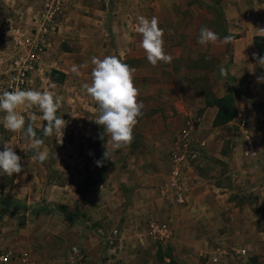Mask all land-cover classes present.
Instances as JSON below:
<instances>
[{
	"label": "rangeland",
	"instance_id": "374dc122",
	"mask_svg": "<svg viewBox=\"0 0 264 264\" xmlns=\"http://www.w3.org/2000/svg\"><path fill=\"white\" fill-rule=\"evenodd\" d=\"M41 1L0 0V81L18 51L15 38L30 31L32 17ZM211 3L212 0H73L61 34L51 39L41 57L40 70L32 75L30 89L52 91L62 97L57 115L67 122L63 136L54 133L44 138L41 151H46L48 158L43 163L31 160L35 153L23 132L4 128V113L0 112V151L4 150V143L12 146L21 158L23 169L12 176L0 175V252L30 250L41 264H112L109 261L112 257H125L121 261L126 264L138 255L148 264L168 263L165 261L168 258L161 256L172 255L174 246L154 242L146 228L150 222L175 226L173 213L189 205V199L186 205H177L163 191L177 131L187 123L196 126V135L207 142L205 155L190 163V168L200 175V178H191L194 189L228 194L229 198L215 200V205L224 209L229 201L236 208L248 204L264 231V150L258 148L257 159L243 155L238 123V114L243 112L248 117L249 135L252 136L253 124L264 126V84L253 93L252 76L228 74L229 44H221L220 40L207 46L197 43L201 27H208L219 36L227 26L221 11ZM139 16L158 18L164 32L163 41L166 34H176L174 44L170 45L168 39L164 41V47L169 45L164 51L172 56L171 63L152 66L144 52V57L138 59L127 53L125 32L130 20L138 24ZM184 46L188 49L185 53L181 52ZM107 55H116L135 69L134 85L146 98L138 101L147 104L151 111L142 124L139 116L137 125L148 124L151 117L150 125L154 129L158 123L153 114L158 110L175 111L174 102L179 98L187 99L194 107L191 118L190 115L181 119L174 115L163 118L165 125L170 123L162 132L167 144L156 148L147 145L144 142L147 135L145 132L141 135L139 128L133 130V136L136 132L140 138V144L137 142L135 146L114 150L107 134L104 140L99 138L104 129L95 123L98 106L82 86L91 83V58L102 59ZM84 64L88 67L80 68L79 75L71 72L73 65ZM221 67L227 70L226 76L220 74ZM56 68L65 73L60 83L49 77ZM136 70H141L139 76ZM209 74L213 77L209 78ZM163 82L169 86L160 85ZM224 96L234 102L236 114L229 122L232 123L220 128L206 125L200 111L203 101ZM247 100L251 104L247 105ZM17 111L25 117V128L32 114L42 115L36 107H21ZM46 123L40 119L33 123L38 137H42ZM152 136L159 137V134ZM106 148L110 159L103 160V166L98 167L95 161L103 158ZM157 148L159 153L154 152ZM208 151L212 156L207 155ZM215 153L232 159L224 162L223 157L213 156ZM150 168L158 169L152 182L154 194L141 191L149 185L145 177ZM3 201H17L19 208ZM45 205L61 207L67 214L55 210L37 214L31 211ZM113 229L118 231V239L109 247L104 238ZM73 248L77 249L76 255ZM246 255L247 252L242 258ZM248 258L253 259L252 264H264V257Z\"/></svg>",
	"mask_w": 264,
	"mask_h": 264
},
{
	"label": "crops",
	"instance_id": "0c3cea01",
	"mask_svg": "<svg viewBox=\"0 0 264 264\" xmlns=\"http://www.w3.org/2000/svg\"><path fill=\"white\" fill-rule=\"evenodd\" d=\"M211 4V6L216 7L221 11V14L223 15L224 21L227 25L223 30V33L219 35L221 44H223L222 41L225 36L231 35L234 37L233 41L228 43L231 49V63L229 64L228 74L235 77L246 75L252 76V84L250 89L253 93H256L257 90L260 89V85L264 84L257 82V76L264 75V68L260 67L258 62L253 59V53L261 56L255 48L254 39L255 37H264V33L259 31L264 29V0H212ZM136 27L137 25L133 24L132 20H130L129 26H127L125 32V36L127 38V44L125 48L127 53H130V56L133 59L144 57V50H141L142 48L140 47L142 37L136 31ZM61 31L62 28L55 36H59ZM175 37V33L166 34L164 41L168 39L170 45L174 44L173 42ZM168 46L169 45L165 46L164 48ZM181 49V52L184 53L188 50L186 46ZM181 52L179 55H183ZM253 67L255 75L252 74ZM53 70L63 73L61 68H56ZM139 71L141 70H136L138 73L137 76L140 75ZM63 74L65 75V73ZM181 76L183 77L184 74L182 73ZM189 76H191L190 72ZM209 76V78H211L213 77V74H209ZM49 77L51 79V72ZM64 78L59 82L52 79L51 80L55 83H60L64 80ZM185 84L186 81L184 80L183 86ZM160 85L169 86V84L166 82L160 83ZM144 96V94H140L139 90L138 99L144 101V99H146ZM198 99L200 100V98ZM212 102L213 99H211V101H203V105H201L200 109L202 115L201 117L205 118L206 125L209 124L211 127H213L212 122L217 114V107L214 106ZM246 104L249 105L251 102L247 100ZM146 105L147 104L144 105L142 114L140 115L141 124L143 123L144 118H147L149 115H151V111L149 110V107H146ZM174 105L176 107L175 111L169 110V113H162L158 110L157 113L153 114L152 117L156 119L158 123L154 129L151 128L150 125L151 117L148 118L149 125L144 124V126H140V124H136L134 129L139 128L141 130V135H145L144 132L146 133L147 136H144V142L149 143L147 145L151 144V147L156 148L157 146L167 144L165 141L167 139L163 137L165 135L162 134L164 133L163 130L166 131L168 128L167 126H169L170 123L168 122L167 125H165L163 118L168 119L169 116L173 115L180 119L187 118L189 115V118L192 117L191 114L194 110V107L191 106V103L187 99L179 98L176 102H174ZM146 108L148 111H146ZM252 124L249 125L252 126ZM182 127L183 125L180 128ZM194 128L196 129V126H194ZM250 133L258 144L259 150H264V126H260V123H255L250 129ZM134 134L136 135L133 136V141L130 145L135 146L137 142L140 144V138L138 135L139 133L135 132ZM156 134H159V137L152 136ZM173 148H175V146H173ZM159 151L160 149L158 148L154 150L155 153H159ZM208 154L212 156V153L209 151L207 155ZM154 156L155 154L151 156L152 159L155 158ZM213 156L218 159L223 157L222 160L224 162L232 159V156H220L219 153H215ZM152 164L158 165L155 162H152ZM157 171L158 169L154 168L152 170L151 168L148 170V174L145 178H147L146 180L149 185L146 189L141 190L143 193L154 194L155 190L153 189L152 182L153 178H155V174H158ZM184 173V186L187 190L186 193L189 199V205L185 210L177 209L172 216L175 225L173 226L174 238L172 240V245L174 246V250L172 257L176 263L252 264L253 259H249L248 257L256 256L259 257L258 259H261L260 257H264V253H262L264 251V231L259 227L256 216L255 219L253 218L252 208L248 204H242V206L236 208L232 206L231 201H229V204H227L225 209L216 206L215 200L229 198L230 196L223 193H219L220 195H218L213 189L198 188V190H196L194 189L195 184L191 182V178H200V175L195 169L193 170V167L190 168L188 166L185 167ZM222 217L225 219L223 220ZM242 250H244L245 253L247 252V255L244 258H242L244 256L241 254ZM123 258L125 257H112V260L109 261L112 264H114V262H117V264H123V261H121ZM165 261H168V259H165ZM126 264L148 263L144 261V257L138 255L137 257H133L131 261L127 260Z\"/></svg>",
	"mask_w": 264,
	"mask_h": 264
},
{
	"label": "clouds",
	"instance_id": "9594fccd",
	"mask_svg": "<svg viewBox=\"0 0 264 264\" xmlns=\"http://www.w3.org/2000/svg\"><path fill=\"white\" fill-rule=\"evenodd\" d=\"M137 20L136 31L142 37L140 47L144 50L147 61L152 66H157L160 62L171 63L172 56L164 51V32L159 27L158 18L154 16L148 19L139 16ZM259 31L264 33V29ZM233 39V36L227 35L223 38L222 43H231ZM219 40L220 37L214 31L208 27H201L198 44L207 46L209 43L215 44ZM253 59L258 62L260 67L264 68V56L253 53ZM91 64L93 65L91 83H85L82 87L98 106L99 115L95 123L104 129L99 138L104 140L107 134L110 137L108 143L114 150L127 147L133 141V130L144 108L143 103L138 101L139 89L134 85L133 73L135 69L116 55H107L102 59L92 57ZM82 67H88V65H73L71 72L79 75ZM220 74L226 76L227 70L221 67ZM252 74L255 75L254 67ZM257 82L264 83V75L257 76ZM61 103L62 97L52 91L42 92L16 88L13 91L0 93V112L4 113L3 126L11 132H23L25 141L29 143L35 153L31 155V160L43 163L48 158V153L41 151L44 138L52 136L54 133L63 136V129L67 122L62 116L57 115ZM21 107L26 109L36 107L42 115L37 117L32 114L31 122L25 128V117L17 111ZM37 119L47 122L43 127L42 137L37 136L33 127V123ZM20 159L13 147L4 143V150L0 151V175L12 176L14 173H21L23 169ZM105 159H110L107 148L103 158L95 161L96 165L102 167Z\"/></svg>",
	"mask_w": 264,
	"mask_h": 264
},
{
	"label": "built area",
	"instance_id": "2783aa9c",
	"mask_svg": "<svg viewBox=\"0 0 264 264\" xmlns=\"http://www.w3.org/2000/svg\"><path fill=\"white\" fill-rule=\"evenodd\" d=\"M73 0H42L32 17L30 31L22 37L15 38L18 49L13 56L7 70L3 73L0 81V93L30 89L32 75L40 70V60L45 50L50 46L51 39L60 31L65 23L66 12L72 5ZM239 131L242 135V152L245 157L257 159L259 155L258 144L248 134L246 126L248 117L246 114H238ZM207 149V142L199 138L194 126L187 123L179 129L174 150L170 153V171L165 185L164 193L179 206L188 203L187 193L184 186L185 167H190L202 158ZM147 234L154 242L167 246L172 243L174 230L171 224L161 222H150L147 225ZM118 231L113 229L105 235L104 241L110 247L116 243ZM75 255L77 249L72 250ZM245 255V251H241ZM0 264H41L30 250L1 251Z\"/></svg>",
	"mask_w": 264,
	"mask_h": 264
},
{
	"label": "trees",
	"instance_id": "16d2710c",
	"mask_svg": "<svg viewBox=\"0 0 264 264\" xmlns=\"http://www.w3.org/2000/svg\"><path fill=\"white\" fill-rule=\"evenodd\" d=\"M254 45L256 50L259 52L261 56H264V37H255L254 39ZM65 75L63 73H60L56 70L51 71V79L55 80L57 82L61 81ZM212 104L217 107V114L212 122L213 127H220L223 126L227 123H229L235 116L236 114V109L234 106V102L231 100L230 97L224 96L222 98L218 99H213ZM37 133V136H39V133L37 130H35ZM3 203H9L12 204L15 209L19 208V202L17 201H3ZM53 210L55 211H60L62 213L67 214L66 211H64L63 208L61 207H56V208H49L47 205L45 206H40L38 208H32L31 211L33 213H40L42 211L46 212H52ZM161 257L168 258V263L165 264H177L176 261L172 258V255H162Z\"/></svg>",
	"mask_w": 264,
	"mask_h": 264
}]
</instances>
